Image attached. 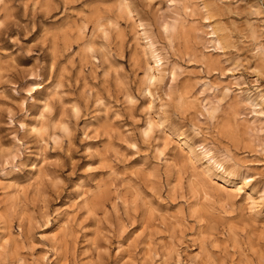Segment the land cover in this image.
Instances as JSON below:
<instances>
[{"label": "rangeland", "instance_id": "obj_1", "mask_svg": "<svg viewBox=\"0 0 264 264\" xmlns=\"http://www.w3.org/2000/svg\"><path fill=\"white\" fill-rule=\"evenodd\" d=\"M0 264H264V0H0Z\"/></svg>", "mask_w": 264, "mask_h": 264}, {"label": "bare ground", "instance_id": "obj_2", "mask_svg": "<svg viewBox=\"0 0 264 264\" xmlns=\"http://www.w3.org/2000/svg\"><path fill=\"white\" fill-rule=\"evenodd\" d=\"M185 28V27H184ZM212 30H213V35H215L216 37H217V39H219V41L221 40V37H219L218 35V33H219V30L217 29V28H215V27H212ZM151 47V46H150ZM156 58V57H155ZM156 59H158L159 61H158V63L160 62V59L158 58V56H157V58ZM151 69H153V73L151 74V75H149L148 76V82H150V83H152V82H155V81H157L158 79H159V77H160V75H161V70L159 69V65H157L156 67H152ZM188 150H189V152L191 153L192 152V150L188 147ZM205 152V151H204ZM207 154V151L205 152V155ZM209 155V154H208ZM208 157V156H207ZM210 160H212V159H210ZM208 163H210V162H208ZM217 166L218 167H222L221 166V164H217ZM241 189H242V186L241 185H236V186H234L233 187V189H232V191H239V192H241Z\"/></svg>", "mask_w": 264, "mask_h": 264}]
</instances>
